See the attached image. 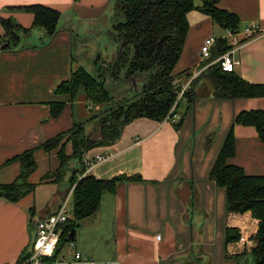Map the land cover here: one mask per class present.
<instances>
[{
  "label": "crops",
  "instance_id": "0c3cea01",
  "mask_svg": "<svg viewBox=\"0 0 264 264\" xmlns=\"http://www.w3.org/2000/svg\"><path fill=\"white\" fill-rule=\"evenodd\" d=\"M193 3L200 6L201 0ZM31 5L60 14L52 38L43 29L32 27V14L19 10ZM109 7L108 0H0V20H11L29 30L20 32L9 49L0 51V186L19 176L16 157L35 149L36 162L27 179L35 186L33 192L17 202L0 197V264L19 263L35 238L37 222L56 212L69 191L73 173L82 166L86 167L84 175L97 180L139 178L119 181L114 193L103 194L96 213L78 223L72 241L84 257L99 264H247L253 244L235 247L236 240L226 241L227 231L253 239L258 220L250 212H228L225 191L209 176L230 131L234 154L227 164L241 168L247 176H264V142L254 127L233 125L241 112L264 110V98L216 99L209 81L205 83L208 93H202L203 88L197 86L202 84L208 66L196 77L200 79L194 87L195 101L187 110L182 104L176 113V122L182 120L178 128L171 122L134 119L113 144L85 151L81 161L71 158L61 179L41 181L60 164L59 148L46 152L41 148L43 143L78 123L83 124L86 135L100 136L99 128L98 136H94V129L86 131L87 121L96 115L82 121V114L99 113L100 107L92 106L82 92L71 99L55 89L75 70H86L79 59L80 43L86 39L83 34L99 32L98 21ZM217 7L234 14L239 28L264 23V0H220ZM186 19L187 35L173 69L182 86L190 83L195 69L206 62L200 56L203 41L225 36V30L198 10L188 12ZM108 38L112 49V38ZM5 39L0 23V43L7 45ZM109 48L99 49L100 64ZM233 58L239 62L234 72L242 80L264 85V41H243ZM188 72L191 76L185 78ZM123 84L125 92L127 84ZM52 105H62L56 117L51 114ZM64 150L70 156L71 143H66ZM98 155H105V160L90 166ZM35 174L38 177L34 178ZM63 180L67 182L66 194L56 187ZM46 194L49 196L43 199ZM64 251L57 258L69 260L71 254Z\"/></svg>",
  "mask_w": 264,
  "mask_h": 264
},
{
  "label": "trees",
  "instance_id": "16d2710c",
  "mask_svg": "<svg viewBox=\"0 0 264 264\" xmlns=\"http://www.w3.org/2000/svg\"><path fill=\"white\" fill-rule=\"evenodd\" d=\"M219 1L201 0L200 6H195L193 0H163L160 4L155 0H108L114 9L115 22L109 29L116 49L109 61H101L106 75L96 74V77H92L86 70L79 68L55 89L57 94L66 95L71 99L78 92H82L92 106L100 107V112L95 116L99 117L100 136L92 138L86 135L83 124L78 123L63 135L43 143L41 148L46 152L59 148L57 157L60 164L54 172L45 174L41 181H58L63 177L71 158L81 161L85 151L113 144L119 138L123 127L134 119L147 118L164 122L169 117L176 122L175 117L181 102L187 110L195 101L194 87L200 79L196 78L200 74L193 78L187 90L178 99L182 85L176 80L173 69L187 35V13L198 10L225 31L239 27V20L234 14L217 7ZM19 10L33 15V28L43 29L49 38L55 35L60 16L57 11L40 5H31ZM0 23L5 30L6 49L17 42L20 32L29 31L11 20L1 19ZM122 39L123 47L119 54ZM229 49L225 39H218L205 64L211 63ZM184 76L190 78L191 73H185ZM204 76L211 83L216 99L264 98V85L247 83L235 72L222 71L218 63L208 66ZM107 82L125 83L127 90L121 95H111L106 88ZM61 108L62 105H52V116L56 117ZM174 122L173 125L178 128L182 120ZM234 124L254 127L259 139L264 142V110L241 112L234 119ZM68 142L72 146L70 156H67L64 150ZM34 152L35 149L27 150L14 159L20 163V174L13 183L0 186L1 198L17 202L33 192L35 186L28 183L27 179L36 169ZM233 154L234 137L230 131L209 177L217 187L225 191L228 212H250L252 217L258 220V230L253 237L254 243L249 254L253 264H264V176H247L241 168L227 164V159ZM82 168L78 173L74 172L70 179L71 216L62 226L59 248L52 260L60 254V247L64 246L66 238L70 240V232L75 231L78 223L96 213L103 194L114 193L119 181L139 179L119 176L102 181L84 175L86 167ZM234 235L232 230H228L226 241H237L239 237Z\"/></svg>",
  "mask_w": 264,
  "mask_h": 264
},
{
  "label": "built area",
  "instance_id": "2783aa9c",
  "mask_svg": "<svg viewBox=\"0 0 264 264\" xmlns=\"http://www.w3.org/2000/svg\"><path fill=\"white\" fill-rule=\"evenodd\" d=\"M230 43V49L225 53L219 55L214 62L205 64L195 69L192 73V77L195 78L201 73L207 66L213 63H218L221 70L224 72H234L235 68L239 65V62L233 58V52L242 44L243 41H250L254 39H261L264 41V23L252 22L242 28H236L234 30H226L223 37ZM216 40L213 37H208L203 41L200 47V56L203 61L207 60L210 56L211 49L215 45ZM1 51V45H0ZM189 87V83L186 86H182L181 91L178 94V99ZM165 122H174L173 119L167 117ZM105 155L96 156L89 165H94L104 161ZM72 189H70L61 202L56 212L44 219H41L36 224V235L31 243L29 250L25 255L21 256L18 264H99L96 261L84 257L81 253L75 250L73 241L66 238L64 246L60 247V253L64 247L66 252L71 254L69 260L64 256L52 258L55 256L59 248V239L62 233V226L66 223L70 217L68 208V202L71 198ZM160 236H157L159 239ZM253 244V239H248L244 234L239 235L238 240L235 242V247H245Z\"/></svg>",
  "mask_w": 264,
  "mask_h": 264
},
{
  "label": "rangeland",
  "instance_id": "374dc122",
  "mask_svg": "<svg viewBox=\"0 0 264 264\" xmlns=\"http://www.w3.org/2000/svg\"><path fill=\"white\" fill-rule=\"evenodd\" d=\"M194 1L199 2L200 0H194ZM114 22H115L114 9H113L112 4H110V7L107 9L105 16H103L101 18V20L98 21V23L101 25L99 32L92 33V34L89 32H85V34H83V38H86V39L82 40L80 43L81 47H80V51H79V59H80V62L83 63L82 66L86 69V71L89 72V74L92 77L97 76L95 73L94 65H93L94 58L96 56H98L100 48H103L105 46H108V48H109L110 44L108 43V41H109L108 37H110V35H109L110 29H108V24L111 26V24H113ZM81 23L86 24V22H83V21H81ZM96 47H97V49H96ZM115 49H116L115 45L113 44L112 49H111V47L109 48L108 53L101 58V61H103V62L109 61L110 57L113 56ZM93 50H94V52L91 53ZM89 57H91L90 60H89ZM207 82H208V79L206 77L202 78V84L198 85L197 89L202 87L203 88L202 93L207 94L208 93V90H207L208 87L205 84ZM106 88L111 95H120L121 92L122 93L124 92L123 90L125 89V85L122 82H117V83L116 82H107ZM182 104H183V102H181V105ZM181 105H180V108H181ZM180 108L178 109V112H180ZM86 114H87L86 117L82 114V121L83 122L86 120H89L91 117L97 115L98 113H96L95 111H91V112L86 111ZM94 119L87 121V123L89 122V124L87 126L86 131L88 133L91 129L92 130L94 129V131H96V134L94 136H98V128H99L98 119L97 120H94ZM73 162L76 163V161H73ZM42 168H43V165H42V162H40L39 172L42 171ZM36 177H38V174H35L34 178H36ZM56 187H57V189H59L60 192L63 191V193H65V194L68 190L67 182H65L64 180L57 183ZM41 189L42 188H40L38 190V194H40ZM54 189H56V188H54ZM66 195H65V197H66ZM48 196H49L48 194L44 195L43 199H46ZM68 208L72 210V199L71 198L68 202ZM71 210H70V216H71ZM64 249H66V247H64L62 249L61 255L65 252ZM247 264H253L252 260L250 258L247 259Z\"/></svg>",
  "mask_w": 264,
  "mask_h": 264
},
{
  "label": "water",
  "instance_id": "95a60500",
  "mask_svg": "<svg viewBox=\"0 0 264 264\" xmlns=\"http://www.w3.org/2000/svg\"><path fill=\"white\" fill-rule=\"evenodd\" d=\"M157 4H160L163 2V0H155ZM111 33V32H109ZM122 47H123V39L119 45V51L118 53L120 54L121 50H122ZM4 49H6V45H2L1 46V51H3ZM99 57L100 55L98 54V56L95 57V60L93 62V65H94V69H95V73L98 74V75H102V76H105L106 73H105V69H104V66H102L100 63H99ZM132 84L135 88V82L134 80L132 81ZM73 237H74V231H71L70 232V240L72 241L73 240Z\"/></svg>",
  "mask_w": 264,
  "mask_h": 264
}]
</instances>
